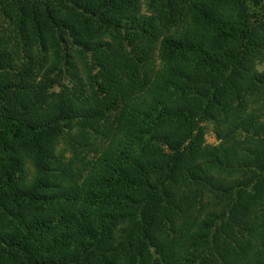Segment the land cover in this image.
<instances>
[{"label": "trees", "instance_id": "16d2710c", "mask_svg": "<svg viewBox=\"0 0 264 264\" xmlns=\"http://www.w3.org/2000/svg\"><path fill=\"white\" fill-rule=\"evenodd\" d=\"M0 7V264H264V0Z\"/></svg>", "mask_w": 264, "mask_h": 264}, {"label": "rangeland", "instance_id": "374dc122", "mask_svg": "<svg viewBox=\"0 0 264 264\" xmlns=\"http://www.w3.org/2000/svg\"><path fill=\"white\" fill-rule=\"evenodd\" d=\"M11 22L6 18L4 14V10L1 9L0 7V27L2 28V32H4L3 36L5 39H11L12 37V32H11V27H10ZM6 30V31H5ZM264 65H261L259 67V70H263ZM54 76V75H53ZM61 85H70L71 82V77L67 75L65 72L64 74L61 75ZM61 90L60 85L55 86L51 91L53 92H58ZM206 128V135H205V140H204V148H211L215 146L221 145L222 141L218 138V136L215 133L214 126L212 124H204L203 125ZM57 154L58 155H64L65 159L68 161L73 157V154L71 152V149L69 148V144H67L66 140L62 139L58 143L57 147ZM90 154L87 155V151L82 152V156H87L88 158H91L93 156V153L89 156ZM89 156V157H88Z\"/></svg>", "mask_w": 264, "mask_h": 264}]
</instances>
